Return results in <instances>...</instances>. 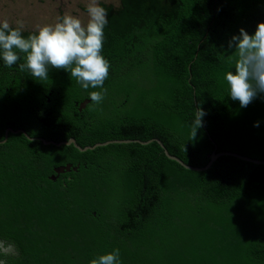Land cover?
<instances>
[{
	"label": "trees",
	"instance_id": "obj_1",
	"mask_svg": "<svg viewBox=\"0 0 264 264\" xmlns=\"http://www.w3.org/2000/svg\"><path fill=\"white\" fill-rule=\"evenodd\" d=\"M107 19L98 105L89 92L100 89H82L63 69L38 81L22 60H0V140L6 127L81 147L157 136L192 166L224 149L264 160V94L241 108L223 80L228 41L264 22V0H121ZM197 105L206 115L191 141ZM68 163L78 169L49 178ZM0 238L19 246L5 264H89L116 248L120 264H264V164L222 154L195 171L156 140L79 151L9 132Z\"/></svg>",
	"mask_w": 264,
	"mask_h": 264
},
{
	"label": "clouds",
	"instance_id": "obj_2",
	"mask_svg": "<svg viewBox=\"0 0 264 264\" xmlns=\"http://www.w3.org/2000/svg\"><path fill=\"white\" fill-rule=\"evenodd\" d=\"M87 21L78 15L65 12L54 23L38 24L25 37L24 23L0 21V60L7 68L18 64L21 72L27 71L35 80L49 79L50 69H63L82 89H100L89 92L90 101L100 104L107 89L104 82L109 76L110 63L102 55L104 28L108 12L100 0H87ZM229 70L223 73L228 96L246 108L258 95L264 94V22L256 25L253 33L241 28L228 41ZM204 109L195 107L191 125V141L203 127ZM254 126H259L257 122ZM89 264H120V250L101 254Z\"/></svg>",
	"mask_w": 264,
	"mask_h": 264
},
{
	"label": "rangeland",
	"instance_id": "obj_3",
	"mask_svg": "<svg viewBox=\"0 0 264 264\" xmlns=\"http://www.w3.org/2000/svg\"><path fill=\"white\" fill-rule=\"evenodd\" d=\"M121 0H100L107 12L119 10ZM87 0H0V21L8 20L13 26L22 20L24 30H34L38 24L54 23L56 17L70 12L87 21Z\"/></svg>",
	"mask_w": 264,
	"mask_h": 264
},
{
	"label": "water",
	"instance_id": "obj_4",
	"mask_svg": "<svg viewBox=\"0 0 264 264\" xmlns=\"http://www.w3.org/2000/svg\"><path fill=\"white\" fill-rule=\"evenodd\" d=\"M88 100H89V98H84L82 100V102L80 103V108L82 106H84L85 103L88 102ZM18 131H21L29 139L40 140L45 145L52 144V145H55V146H61V145H70V144H72L79 151L86 150V149H92V148H94V147H96L98 145L104 146V145H107V144H110V143L137 142V143H140V144L144 145V144H147L148 142H150L152 140H156L160 144V146L162 147V149H163V151H164V153H165L167 158H169L171 160H175L176 162H178L180 165H182L186 169L195 170V171H202V170H205V169L209 168L211 166V164L213 163V160H215L218 156H220L222 154H228V155H231L233 157H236V158L248 161V162H252V163H255V164H264V160H262V159L251 158L249 156L233 152V151H231L229 149H224V150H213V152H211V154H210L209 161L204 166H201V167L192 166V165H189V164L185 163L178 156L171 154L167 150V148L165 147L164 142L157 136L150 137L147 140H140V139H110V140H106V141H103V142L96 141L93 144H86V145L81 147L80 145L77 144L75 138H73V137H70L67 140H61V141L47 140V139H45L43 137H37V136H34V135H30L24 128H21V127H17L16 129H13L11 127H6V129L4 131V137H3V139L0 140V143H4L7 140L9 132L16 133ZM77 169H78V164L73 166L72 164L68 163L66 165L57 166V167L54 168L55 175H50L49 178L51 180H55L59 176L60 173H63L65 171L68 172V171H71V170L72 171H76ZM6 250L7 249H5L3 251L5 252ZM2 264H4V263H2Z\"/></svg>",
	"mask_w": 264,
	"mask_h": 264
},
{
	"label": "flooded vegetation",
	"instance_id": "obj_5",
	"mask_svg": "<svg viewBox=\"0 0 264 264\" xmlns=\"http://www.w3.org/2000/svg\"><path fill=\"white\" fill-rule=\"evenodd\" d=\"M18 248L14 242L11 240L0 238V264L6 262L7 256L10 255H17L18 254ZM7 249L5 252L3 250Z\"/></svg>",
	"mask_w": 264,
	"mask_h": 264
}]
</instances>
